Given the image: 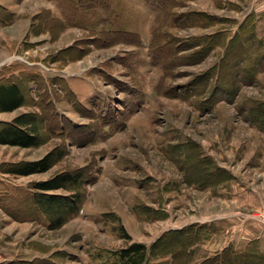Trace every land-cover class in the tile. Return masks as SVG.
<instances>
[{"label":"rangeland","instance_id":"rangeland-1","mask_svg":"<svg viewBox=\"0 0 264 264\" xmlns=\"http://www.w3.org/2000/svg\"><path fill=\"white\" fill-rule=\"evenodd\" d=\"M49 1L30 15L28 0H0V82L30 97L0 125L34 113L40 132L36 147L0 146L6 256L115 264L132 243L150 250L146 264L264 252V4ZM50 151L61 157L48 171L10 173ZM59 175L77 181L36 189Z\"/></svg>","mask_w":264,"mask_h":264},{"label":"trees","instance_id":"trees-1","mask_svg":"<svg viewBox=\"0 0 264 264\" xmlns=\"http://www.w3.org/2000/svg\"><path fill=\"white\" fill-rule=\"evenodd\" d=\"M77 2L76 0H74ZM150 1L155 8L162 7L166 2H173L174 0H147ZM166 1V2H165ZM73 0H65V5H73ZM171 5L173 3H170ZM63 22V20H61ZM111 36H115V32H108ZM115 35H114V34ZM124 32H118V34ZM125 34V33H124ZM154 47V45L152 46ZM159 47V46H156ZM30 83V82H29ZM28 84V83H27ZM28 98L18 82L2 81L0 82V113L13 112L25 104H28ZM30 104V103H29ZM39 116L34 113H22L15 117L10 123H2L0 125V145H7L20 148L36 147L40 143L39 132ZM55 151H50L44 157L37 161H32L23 164L20 168L12 169L10 173L28 176L35 173H43L48 171L54 163L61 157L60 154H55ZM69 181H77L75 177L66 175H59L55 178L40 182L36 184V189L40 191H50L65 188V184ZM45 197V196H44ZM57 196H49L38 198L39 201L46 202L47 205L52 206ZM77 200L67 202L66 213L72 214L78 211ZM56 220L52 224L56 226L62 225V216L57 215ZM117 261L115 264H146L151 255L150 250L140 243H132L128 247L116 252ZM199 264H264V252H261L255 243L252 249H244L236 251L233 255L226 256V258L212 257L205 259Z\"/></svg>","mask_w":264,"mask_h":264},{"label":"crops","instance_id":"crops-1","mask_svg":"<svg viewBox=\"0 0 264 264\" xmlns=\"http://www.w3.org/2000/svg\"><path fill=\"white\" fill-rule=\"evenodd\" d=\"M34 1H38L40 7H46L47 5H49L52 8H55V4H54L53 1H49V0H45V1H43V0H40V1L39 0H28V3H29L28 9L30 10L29 12H31L30 15H33V14L37 13V12H34L35 11V7L34 6H36ZM20 3L22 5H24L25 2L22 1ZM263 4H264V0H257V4L256 5H263ZM16 111L17 110H15L13 112H2V113H0V116L1 115H4V114H7V113H14ZM1 194H2V191H0V195ZM0 203H2V202L0 201ZM3 222H4V211H3V208L0 206V264H32V262L31 263H20L23 260H20V259L14 260V258L6 256L5 249H4V246H3V240H4V234H3V232L5 233ZM259 239L262 242V240H264V237L262 236V239H261V237H259Z\"/></svg>","mask_w":264,"mask_h":264}]
</instances>
